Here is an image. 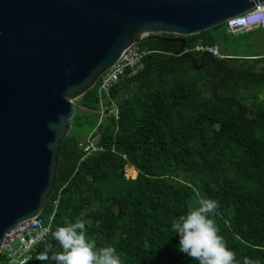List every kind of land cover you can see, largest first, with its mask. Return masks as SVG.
<instances>
[{
	"label": "trees",
	"instance_id": "1",
	"mask_svg": "<svg viewBox=\"0 0 264 264\" xmlns=\"http://www.w3.org/2000/svg\"><path fill=\"white\" fill-rule=\"evenodd\" d=\"M186 42L182 49L147 38L143 69L109 94L99 82L75 101L89 111L72 119L43 216H53L52 233L82 219L88 238L114 246L121 264H198L179 251L171 223L207 197L218 201L210 215L236 264H264V28L230 32L225 23ZM198 44L218 45L226 56L196 51ZM104 97L113 102L109 114L83 136ZM97 126L104 150L86 155ZM52 233L28 264H46L36 256L47 246L62 251ZM0 264H10L2 254Z\"/></svg>",
	"mask_w": 264,
	"mask_h": 264
},
{
	"label": "water",
	"instance_id": "2",
	"mask_svg": "<svg viewBox=\"0 0 264 264\" xmlns=\"http://www.w3.org/2000/svg\"><path fill=\"white\" fill-rule=\"evenodd\" d=\"M262 2L0 0V252L56 189L75 101L134 43L158 37L184 49L187 36Z\"/></svg>",
	"mask_w": 264,
	"mask_h": 264
},
{
	"label": "clouds",
	"instance_id": "3",
	"mask_svg": "<svg viewBox=\"0 0 264 264\" xmlns=\"http://www.w3.org/2000/svg\"><path fill=\"white\" fill-rule=\"evenodd\" d=\"M264 19V17H259ZM218 208V201L202 197L197 207H189L186 214L175 218L171 230L179 236V251L198 264H236L235 254L230 250L210 214ZM52 237L62 251L51 246L36 256V259L51 264H121L114 246L97 247L87 236L85 222L77 218L64 226H57ZM244 264H253L245 258Z\"/></svg>",
	"mask_w": 264,
	"mask_h": 264
},
{
	"label": "built area",
	"instance_id": "4",
	"mask_svg": "<svg viewBox=\"0 0 264 264\" xmlns=\"http://www.w3.org/2000/svg\"><path fill=\"white\" fill-rule=\"evenodd\" d=\"M264 2L256 5L251 10L227 21V30L234 32L243 28L254 26L264 28ZM194 50L209 52L217 56L225 57L218 45L198 44ZM186 51H190L189 48ZM150 51L144 50L140 43H134L119 60L106 71L100 78L99 89L102 95L109 94L111 89L128 74H136L145 67V56ZM98 82V83H99ZM116 110V111H114ZM112 110L118 113L117 109ZM102 133L97 126L87 138L84 146L86 155L104 150L101 144ZM52 219L40 215L19 222L6 233L0 254L4 255L10 264H28L32 259L38 245L46 241L52 233Z\"/></svg>",
	"mask_w": 264,
	"mask_h": 264
},
{
	"label": "rangeland",
	"instance_id": "5",
	"mask_svg": "<svg viewBox=\"0 0 264 264\" xmlns=\"http://www.w3.org/2000/svg\"><path fill=\"white\" fill-rule=\"evenodd\" d=\"M108 102H109L108 97H104L102 99V102H101V105H102L101 112H99V114L93 116L90 121H87L80 128V131H81V133H82L83 136H85L91 130L92 124H94V123H96L98 121H102L106 117L105 110H106V107H107V103ZM76 107H77L76 113L77 112L85 113V112H88L89 111L87 108L83 107L82 105H78ZM114 111H116V110H114ZM72 124H73V122H72ZM126 170H127V175L129 177H134V178L137 177L138 172L136 173V175L134 174V171L133 170H137V169H135L134 166L128 165L127 168H126Z\"/></svg>",
	"mask_w": 264,
	"mask_h": 264
},
{
	"label": "bare ground",
	"instance_id": "6",
	"mask_svg": "<svg viewBox=\"0 0 264 264\" xmlns=\"http://www.w3.org/2000/svg\"><path fill=\"white\" fill-rule=\"evenodd\" d=\"M133 171H134V174L136 175V173H137V170H133ZM134 174H133V175H134Z\"/></svg>",
	"mask_w": 264,
	"mask_h": 264
},
{
	"label": "crops",
	"instance_id": "7",
	"mask_svg": "<svg viewBox=\"0 0 264 264\" xmlns=\"http://www.w3.org/2000/svg\"><path fill=\"white\" fill-rule=\"evenodd\" d=\"M136 169V168H135ZM137 172H138V170H137Z\"/></svg>",
	"mask_w": 264,
	"mask_h": 264
}]
</instances>
